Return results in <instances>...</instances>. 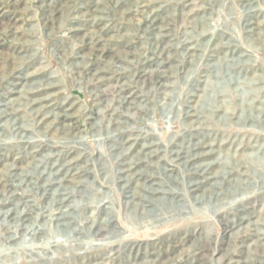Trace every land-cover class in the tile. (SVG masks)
Returning a JSON list of instances; mask_svg holds the SVG:
<instances>
[{"label":"rangeland","instance_id":"obj_1","mask_svg":"<svg viewBox=\"0 0 264 264\" xmlns=\"http://www.w3.org/2000/svg\"><path fill=\"white\" fill-rule=\"evenodd\" d=\"M0 264H264V0H0Z\"/></svg>","mask_w":264,"mask_h":264}]
</instances>
